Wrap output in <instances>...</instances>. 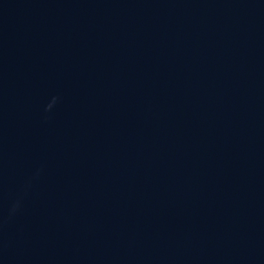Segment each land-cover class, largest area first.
I'll use <instances>...</instances> for the list:
<instances>
[{
    "label": "water",
    "instance_id": "1",
    "mask_svg": "<svg viewBox=\"0 0 264 264\" xmlns=\"http://www.w3.org/2000/svg\"><path fill=\"white\" fill-rule=\"evenodd\" d=\"M0 264H264V0H0Z\"/></svg>",
    "mask_w": 264,
    "mask_h": 264
}]
</instances>
